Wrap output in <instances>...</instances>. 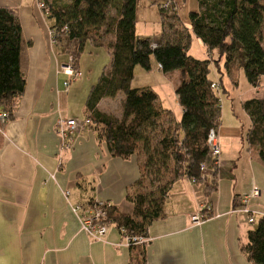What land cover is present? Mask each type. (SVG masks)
Instances as JSON below:
<instances>
[{
  "label": "crops",
  "instance_id": "0c3cea01",
  "mask_svg": "<svg viewBox=\"0 0 264 264\" xmlns=\"http://www.w3.org/2000/svg\"><path fill=\"white\" fill-rule=\"evenodd\" d=\"M0 8L19 18L26 77L13 118L0 127V264H129L130 249L115 225L96 240L82 230L73 211L77 205L104 202L122 214L133 213L127 196L140 176L138 158H113L88 124L83 125L87 96L99 78L93 83L82 74L75 88H65L68 78L60 66L68 53L52 42L53 22L47 14L35 0H0ZM114 98L101 100L98 109L120 118L122 109L115 115L103 108ZM248 100L241 101V108ZM243 115L241 125L235 122L230 130H217V173H207L216 190L207 196L203 185L187 178L172 186L163 218L148 229L146 264H251L241 246L264 217V163L248 148L250 120ZM64 119L82 124L66 141L57 133ZM253 188L259 194L247 199L249 214L235 212L236 200ZM203 204L210 205L211 216L194 225L191 216Z\"/></svg>",
  "mask_w": 264,
  "mask_h": 264
},
{
  "label": "trees",
  "instance_id": "16d2710c",
  "mask_svg": "<svg viewBox=\"0 0 264 264\" xmlns=\"http://www.w3.org/2000/svg\"><path fill=\"white\" fill-rule=\"evenodd\" d=\"M35 1L44 5L43 11L53 22L50 29L55 43L67 41L66 53L79 56L86 42L93 43L89 27L98 31L104 25V33L112 36L99 44L106 47L111 62L89 91L85 121L113 158L136 156L139 160L140 176L127 196L133 205L132 215L111 205L103 211L104 222L115 225L123 239L129 240V264H146L148 229L163 218L174 183L187 178L203 185L207 196L216 190L207 173L216 175L217 165L207 166L205 172L201 168L209 155V131L217 132L220 126L219 86L209 77L211 58L189 55L191 33L210 54L216 52L224 58L226 75L233 84L241 69L248 84L257 88L264 76V1L197 0L199 11L189 13V29L180 24L174 3L160 7L162 32L157 42L135 34L137 0ZM22 53L19 18L12 10L0 8V112L8 113L9 120L25 93ZM152 60L164 75L177 73L174 93L182 110L179 121L161 106L151 88L131 87L135 69L149 71ZM118 93L124 95L120 118L98 109L101 100ZM242 109L250 120L245 141L264 163V96L245 101ZM147 180L149 193L144 191ZM241 251L251 264H264V217L247 233Z\"/></svg>",
  "mask_w": 264,
  "mask_h": 264
},
{
  "label": "rangeland",
  "instance_id": "374dc122",
  "mask_svg": "<svg viewBox=\"0 0 264 264\" xmlns=\"http://www.w3.org/2000/svg\"><path fill=\"white\" fill-rule=\"evenodd\" d=\"M62 1L65 3L69 2V0ZM167 1L168 0H137L135 34L138 38H150L154 42L159 40L162 32L160 7H162ZM171 2L175 4L173 6H175L179 15L180 24L189 29V13L199 11L197 0H171ZM36 3L38 5V1ZM111 14L113 15L112 10L110 11V15ZM46 21L49 25L51 24L49 19ZM88 29L90 30L89 35L93 43L89 41L86 42L84 49L79 56L70 53L68 54L79 61V70L84 76L83 80H92V82L95 83L104 71V68H108L111 62L108 50L105 46L99 44L110 40L112 36L104 33V25H102L98 31L92 27H89ZM51 33L50 29L49 35L52 42L57 46H63L62 48L66 50L68 48L67 41L64 40L60 43H55L52 39ZM94 44H98V46ZM70 49L72 48H69V50ZM189 55L201 60L208 57L211 58V73L209 77L219 86V89L216 91L220 99L221 107L220 128L218 130H221V128L222 130L223 128L225 130H230L229 125L232 123L235 124V122L241 125L245 121L243 115L244 111L241 108V101L262 97L264 95V76L260 78L259 86L253 88L248 84L244 72L239 69L237 73H235L236 85L233 84L231 79L226 75L224 58L220 57L216 52L210 54L201 40L195 37L192 33L190 36ZM83 80H78V82H82ZM78 82L75 80L70 81L72 89L75 88ZM177 82V73L164 75L159 70L154 60H152L149 71L143 70L140 67L135 69L131 87L153 88L155 92L157 91L159 93L162 99H165L167 106L170 107L175 119L179 121L181 118V108L176 102L174 93ZM122 98V93L117 94L114 100L108 101L106 105H103V108L108 113H113L115 115L119 114L122 109V103L120 101ZM176 113L178 115L177 118ZM144 191L146 193L151 191L148 180L144 182Z\"/></svg>",
  "mask_w": 264,
  "mask_h": 264
},
{
  "label": "built area",
  "instance_id": "2783aa9c",
  "mask_svg": "<svg viewBox=\"0 0 264 264\" xmlns=\"http://www.w3.org/2000/svg\"><path fill=\"white\" fill-rule=\"evenodd\" d=\"M171 4V0H168L162 7L168 8ZM38 7L42 10L45 9L44 5L38 2ZM53 35V32L51 33ZM152 48L156 47V44H152ZM61 72L68 78V80L64 83L65 88H68L70 85V81L76 80L82 77V73L78 67V61L72 57H68V61L60 66ZM212 88L216 89V85H212ZM8 113L0 112V124H6L8 119ZM87 122L84 120L83 125H86ZM82 124L75 119H64L60 120L57 125V133L62 138V141H66L71 138L74 132L80 127ZM207 145L209 149V155L207 158L206 164H204L201 168V171H207V166H211L215 164L218 166L219 164V156H220V146H219V138L218 133L215 130H210L207 136ZM259 191L255 188L252 189L249 195L244 196V198H238L236 201L237 206L239 207L235 212H243L245 214H249L245 206L247 199L250 197L258 196ZM105 206H110V204L104 202H94L93 205H77L73 208V211L78 214L81 228L82 230L92 238L96 240H100L105 236L109 225L104 222L105 212L103 208ZM211 207L208 205L199 206L198 211L191 216V222L194 225H200L211 215ZM248 222L252 224L254 220L250 217ZM128 242V238L125 239Z\"/></svg>",
  "mask_w": 264,
  "mask_h": 264
}]
</instances>
